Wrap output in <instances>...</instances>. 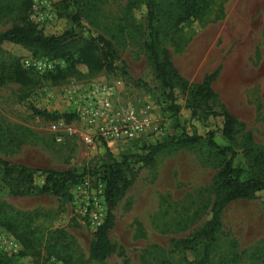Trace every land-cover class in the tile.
Returning <instances> with one entry per match:
<instances>
[{"label":"rangeland","instance_id":"1","mask_svg":"<svg viewBox=\"0 0 264 264\" xmlns=\"http://www.w3.org/2000/svg\"><path fill=\"white\" fill-rule=\"evenodd\" d=\"M145 1L0 0V32L30 22L45 35H61L74 28L72 15L78 12L86 31L110 40L118 54L115 72H92L77 64L75 74L53 81L48 74L66 67L64 59L19 44L1 45L0 157L32 168L88 171L108 151L120 158L143 144L179 135L178 122L192 129L185 100L179 98L182 109L176 118L149 63ZM173 1L158 0L160 6ZM195 2L197 15L162 33L160 44L190 82H201L219 69L212 84L218 94L216 109L226 106L256 145L264 147V0ZM16 60L37 73L35 85L12 78ZM97 86L114 88L115 109H102L100 97L93 103L80 100L79 109L69 100L70 91L89 93ZM208 126L218 131L217 143L227 145L219 132L221 121ZM222 162L207 144L170 146L158 153L113 210L110 239L117 250L103 261L90 258L94 233L107 214L99 174L87 175L68 199L51 194L16 197L0 177V258L6 264H66L68 256L74 264H192L197 254L174 248L172 239L190 236L209 218ZM237 163L246 167L241 153ZM43 183V178L36 180ZM221 217L209 264H264V193L233 201ZM9 218L27 222L32 233L21 226L10 229Z\"/></svg>","mask_w":264,"mask_h":264},{"label":"trees","instance_id":"2","mask_svg":"<svg viewBox=\"0 0 264 264\" xmlns=\"http://www.w3.org/2000/svg\"><path fill=\"white\" fill-rule=\"evenodd\" d=\"M70 0H62L69 3ZM147 27L149 38L146 50L149 63L155 77L160 82L169 107L176 118L181 113L180 97L185 100L190 112L187 127L176 123V129L181 128L179 135L170 136L155 144H143L134 153L114 157L109 151L94 169L81 172L67 169L32 168L24 164L12 162L0 157V177L9 193L14 196H29L34 194H51L68 199L71 189L85 181L89 174L100 175L104 183L103 201L107 206V214L97 227L90 244V258L103 261L114 255L117 245L110 239V231L114 226L113 210L132 186L142 168L150 165L155 156L170 146H189L207 144L224 158L213 184L214 200L209 218L190 236L173 238L172 246L176 249H186L197 254L191 259L192 264H209L211 254L215 249L217 235L222 227L223 210L236 200L257 199L264 193V147L256 145L250 131L233 115L226 106L216 109L218 94L213 88V81L219 74V69L204 77L201 82L193 83L186 79L176 68L171 59L170 51L160 44V35L176 30L182 23L196 16L198 4L195 0H177L163 3L158 0H146ZM161 22L157 25V14ZM74 28L61 35H45L32 23L11 27L0 32V46L19 44L32 49L36 54L43 52L51 58L64 59L66 67L48 74L53 81H60L78 71L77 64H83L92 72H115L117 70L118 54L112 42L104 36H95L86 31L80 13L72 15ZM12 78L24 86L35 85L38 75L31 68H24L19 60L14 63ZM0 78V84L4 82ZM213 120L221 121V132L227 145L221 146L215 140L217 130L208 126ZM206 128L200 132L198 126ZM241 153L245 158L246 167L237 163ZM43 178L44 183L37 185L36 180ZM10 221L6 225L10 229L21 226L32 233L30 225L21 220ZM58 239L63 241L65 234L59 232ZM31 242V239H28ZM66 264H74L72 256L64 258ZM235 262L237 260H234ZM0 264H6L0 258ZM168 264V263H167Z\"/></svg>","mask_w":264,"mask_h":264},{"label":"built area","instance_id":"3","mask_svg":"<svg viewBox=\"0 0 264 264\" xmlns=\"http://www.w3.org/2000/svg\"><path fill=\"white\" fill-rule=\"evenodd\" d=\"M95 97H100L99 102L101 103L102 109H115V102H117V92L114 90V88L111 86H97L94 87L93 90L89 91V93H86L84 91H81L79 89H74L70 91L69 93V100L74 101L76 105V109H79L77 104L79 101H85L86 99H89L91 103H93V100ZM133 116V112H132ZM56 128V127H55Z\"/></svg>","mask_w":264,"mask_h":264}]
</instances>
